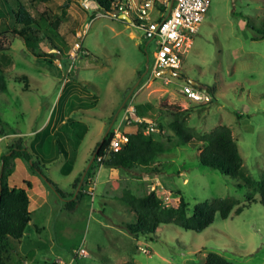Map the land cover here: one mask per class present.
<instances>
[{
	"label": "rangeland",
	"instance_id": "obj_1",
	"mask_svg": "<svg viewBox=\"0 0 264 264\" xmlns=\"http://www.w3.org/2000/svg\"><path fill=\"white\" fill-rule=\"evenodd\" d=\"M85 1L92 8H86ZM211 1L183 55L180 76L155 72L156 43L146 40L137 26L96 8L94 0L50 2V11L64 17L56 39L63 53L58 59L60 52L52 50L58 53L53 63L32 54L22 38L10 32L0 35L13 58L6 76L8 90L0 93V118L7 133L16 132L0 134V161L8 144L22 138L44 172L24 158L14 159L10 181L24 187L26 181L31 183L32 221L18 244L23 259L15 258L12 264H24L23 260L27 264H204L212 252L235 264H264V207L259 195L249 204L248 186L200 162L202 142L177 147L178 140L167 128L165 134L155 133L172 149L155 165L158 171L101 166L88 178L76 206L68 205L82 187L74 189L77 178L89 171L97 144L108 128L121 121L130 99L136 106L152 105L145 116L148 122L172 121L168 104L188 110L189 125L199 133L229 126L247 172L258 179L264 175V0ZM20 76L27 79L16 80ZM191 89H212L215 96L210 102L196 101L189 95ZM75 93L86 97V105H76L80 107L71 113L77 127L62 126L51 140L31 134L67 113ZM133 130L137 132L124 124L121 131ZM61 145L70 152H62ZM45 159L49 162L40 163ZM67 162L74 167L70 174L63 172ZM126 190L138 196L156 191L172 207H178L183 196L191 211L197 203L215 198H235L242 206L249 205L228 219L218 215L200 233L166 224L155 235L137 238L127 228L136 216L122 201ZM82 249L87 256L77 255Z\"/></svg>",
	"mask_w": 264,
	"mask_h": 264
},
{
	"label": "trees",
	"instance_id": "obj_2",
	"mask_svg": "<svg viewBox=\"0 0 264 264\" xmlns=\"http://www.w3.org/2000/svg\"><path fill=\"white\" fill-rule=\"evenodd\" d=\"M94 1L101 10L110 14L113 12V5L117 0ZM50 2L52 0H0V19L3 20L0 25V35L10 32L14 37L22 38L32 54L53 63L55 55L58 53H54L52 50H58L61 56L63 53L60 49L61 46L56 43V39L60 37L58 30L64 17L50 11ZM66 6L68 7V4ZM64 14H66V11ZM62 45L66 46V43L63 41ZM46 47L49 48V51L46 50ZM8 50L9 48L0 40V93L8 90L6 76L9 66L13 62V58L7 53ZM26 79L25 76H20L16 80L25 81ZM24 89H30L28 82H26ZM208 92L213 99L215 96L213 90L208 89ZM165 105L172 114V121L167 125L161 122L158 123L160 130L163 131L167 128L171 131L174 138L178 140L177 147L194 140L202 142L204 147L199 155L200 162L204 166L221 171L225 176L240 180L251 189L247 199L249 204L256 202L255 196L259 195V201L264 207V175L258 179L247 172L232 129L227 125H221L211 132L199 133L189 125L188 110H182L177 105ZM150 110H152L150 103L143 106L138 105L137 115L145 118ZM148 123L147 121L137 123L138 131L127 134L129 141L118 152L110 150L114 134L113 128L108 134L106 133L109 128L105 131L103 139L95 148L96 152L100 146L95 159L89 165V171L86 175L81 174L77 178L74 189L77 190L79 185H82V187L79 186V193L75 199L69 201V206H76L77 201L84 194L82 189L88 182V178L95 175L101 166L123 170L145 169L147 172L158 171L155 165L160 163L171 148L155 133L146 131ZM0 134L7 136L16 134V132L7 133L4 121L0 118ZM173 136L168 135L167 137L172 138ZM7 147V152L2 154L0 161V264H12L15 258L23 259L19 256L18 244L26 236L32 221L31 199L28 190L31 183L26 181L27 187L11 185L10 178L14 171V159L17 157L24 158L28 163H31L33 169H38L41 174H44L22 138L17 143L15 141L9 143ZM47 162L49 160L45 159L40 163L45 165ZM73 168V164L67 162L63 167V172L70 174ZM48 180L51 186L64 198L65 196L60 188L53 181ZM71 196H74V194H71ZM122 201L136 216V222L128 223L127 228L130 234L137 238L155 235L159 227L166 224H175L185 230L200 233L211 226L218 215L223 219H228L233 212L239 214L249 205L244 204L242 206V202L235 198H215L197 203L191 211L189 203L186 202L183 196L180 198L179 206L172 207L166 205L163 198L156 191L138 196L131 190L125 191ZM23 263L25 264L24 260ZM122 264H135V262L128 261ZM204 264L235 263L218 253L212 252L206 256Z\"/></svg>",
	"mask_w": 264,
	"mask_h": 264
},
{
	"label": "built area",
	"instance_id": "obj_3",
	"mask_svg": "<svg viewBox=\"0 0 264 264\" xmlns=\"http://www.w3.org/2000/svg\"><path fill=\"white\" fill-rule=\"evenodd\" d=\"M157 0H117L113 5V17L121 19L124 14L131 18V24L144 31V37L149 42L156 43L154 71H177L181 68L184 53L192 44V39L199 32L200 24L205 20L211 6V0H162L165 11L159 9V16L154 18ZM86 8H92L90 2L85 1ZM96 8L99 5L96 3ZM77 43V48H80ZM75 59V53H72ZM193 100L210 102L211 94L207 90H194L189 92ZM144 120L137 115V107L134 99L129 100L124 108V116L121 123L113 128V138L110 150L118 152L128 143L129 137L121 130L124 124L127 126L138 125ZM148 133H165L160 130L158 123L149 122L146 128ZM102 159V158H100ZM77 255L87 256L82 249Z\"/></svg>",
	"mask_w": 264,
	"mask_h": 264
},
{
	"label": "crops",
	"instance_id": "obj_4",
	"mask_svg": "<svg viewBox=\"0 0 264 264\" xmlns=\"http://www.w3.org/2000/svg\"><path fill=\"white\" fill-rule=\"evenodd\" d=\"M134 1V0H133ZM135 1H138V0H135ZM159 9H161L162 11H165L166 10V7L164 6V4H163V2H162V0H157L156 1V9H155V11H154V14H153V16H155L154 18H157L158 16H159ZM119 20H122V19H119ZM125 22H127L126 20H124ZM127 23H129V22H127ZM62 56L61 55H59V57H58V59H60ZM84 98H86V97H84V95H82V94H73L72 95V98H71V101H70V106H72L69 110H68V112L67 113H64V114H62V115H60L59 117H58V119L54 122V123H52V122H50L49 123V126L47 127V126H45V124L43 125V126H41L40 128H38V129H36V130H34V131H32L31 132V134H35L36 136H38L40 139H45V140H51V139H53V137H54V139L56 138V135L58 134V131L60 132V130H61V128H62V126H68V125H72V128H74V127H77L78 126V124H79V122L78 121H74V122H71L72 120H73V117L71 116V113H73L72 111L73 110H78V108L80 107V106H85L86 105V103H85V99ZM76 102V103H75ZM128 102V101H127ZM126 103V102H125ZM76 105H80V106H76ZM126 105V104H125ZM136 105V104H135ZM137 107V106H136ZM72 108H74V109H72ZM125 108V107H124ZM83 113H86V112H84L83 111ZM123 116H124V109H123V113H122V118H121V121H122V119H123ZM139 117H141L144 121H146V119L145 118H143L142 116H139ZM121 121L119 122V123H121ZM148 122V121H147ZM152 122V121H151ZM73 123V124H72ZM118 123V124H119ZM45 126V127H44ZM116 126H118V125H116ZM115 126V127H116ZM47 127V128H46ZM114 127V128H115ZM126 127H129V129H134V128H136L137 129V131H138V125H133V126H127L126 125ZM46 128V129H45ZM112 128H113V126H112ZM132 133H135L134 132V130L133 131H131ZM125 134H128V133H125ZM80 137H82V134H80L79 135ZM49 142V141H48ZM57 143H58V141H57ZM62 146V145H61ZM63 147V146H62ZM70 152V150L67 148H65V147H63V149H62V152ZM75 159V156H74V154L72 155H70V159ZM73 170H74V168H73ZM12 185V184H11ZM12 186H16V185H12ZM29 190V189H28ZM30 195V194H29ZM25 264H27L26 262H25Z\"/></svg>",
	"mask_w": 264,
	"mask_h": 264
},
{
	"label": "water",
	"instance_id": "obj_5",
	"mask_svg": "<svg viewBox=\"0 0 264 264\" xmlns=\"http://www.w3.org/2000/svg\"><path fill=\"white\" fill-rule=\"evenodd\" d=\"M120 17H121V19H124V20H126L127 22H129V23L132 22V21H131V18H130L129 16H127V15L122 14V15H120ZM167 73H168L167 71H164L162 74H167ZM171 74H172V75H175V76H180L179 73H177V72H175V71H173V70L171 71ZM111 128H112V126H111ZM111 128H109V130L107 131L106 134L109 133V131L111 130ZM99 149H100V146L98 147L97 151L94 153V155H93V160L95 159L96 154H97V152L99 151ZM92 162H93V161H92ZM90 164H91V162H90ZM89 167H90V166H89Z\"/></svg>",
	"mask_w": 264,
	"mask_h": 264
},
{
	"label": "flooded vegetation",
	"instance_id": "obj_6",
	"mask_svg": "<svg viewBox=\"0 0 264 264\" xmlns=\"http://www.w3.org/2000/svg\"><path fill=\"white\" fill-rule=\"evenodd\" d=\"M164 71H167L168 73L171 74V71H172V70H164ZM164 71H161V72H164ZM175 72H177V71H175ZM177 73H178V72H177Z\"/></svg>",
	"mask_w": 264,
	"mask_h": 264
}]
</instances>
